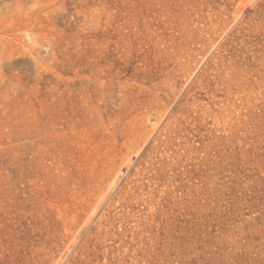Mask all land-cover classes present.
<instances>
[{
	"label": "rangeland",
	"instance_id": "rangeland-1",
	"mask_svg": "<svg viewBox=\"0 0 264 264\" xmlns=\"http://www.w3.org/2000/svg\"><path fill=\"white\" fill-rule=\"evenodd\" d=\"M0 264H264V0H0Z\"/></svg>",
	"mask_w": 264,
	"mask_h": 264
}]
</instances>
